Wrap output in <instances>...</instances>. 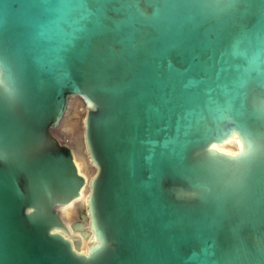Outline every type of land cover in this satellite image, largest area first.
<instances>
[{
  "label": "water",
  "instance_id": "obj_1",
  "mask_svg": "<svg viewBox=\"0 0 264 264\" xmlns=\"http://www.w3.org/2000/svg\"><path fill=\"white\" fill-rule=\"evenodd\" d=\"M0 264H264V0H0Z\"/></svg>",
  "mask_w": 264,
  "mask_h": 264
},
{
  "label": "rangeland",
  "instance_id": "obj_2",
  "mask_svg": "<svg viewBox=\"0 0 264 264\" xmlns=\"http://www.w3.org/2000/svg\"><path fill=\"white\" fill-rule=\"evenodd\" d=\"M80 100L72 98L69 102L67 111L60 123V125L54 129L55 135L65 143L69 145H76L79 138L80 124ZM81 167V166H80ZM69 212H65L64 217L67 220L72 219V215H66Z\"/></svg>",
  "mask_w": 264,
  "mask_h": 264
},
{
  "label": "bare ground",
  "instance_id": "obj_3",
  "mask_svg": "<svg viewBox=\"0 0 264 264\" xmlns=\"http://www.w3.org/2000/svg\"><path fill=\"white\" fill-rule=\"evenodd\" d=\"M224 147H225V149H228V146H224ZM80 166H81V164L78 163V167H79V168H82V166H81V167H80ZM71 207H72V206H70V207H66V208H64V207L61 208L62 213L64 214L65 212H70V211H71Z\"/></svg>",
  "mask_w": 264,
  "mask_h": 264
}]
</instances>
